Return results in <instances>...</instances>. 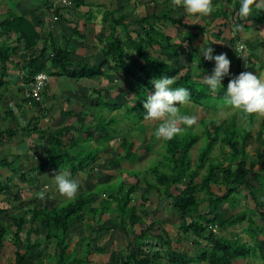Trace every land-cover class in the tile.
Returning a JSON list of instances; mask_svg holds the SVG:
<instances>
[{"label":"trees","instance_id":"1","mask_svg":"<svg viewBox=\"0 0 264 264\" xmlns=\"http://www.w3.org/2000/svg\"><path fill=\"white\" fill-rule=\"evenodd\" d=\"M86 2L87 0H76L73 5L76 9H80L86 6ZM225 3L230 5L229 0ZM233 6L231 11L223 7V10H220L215 17H220L226 23H232L233 26L242 25L241 18L237 16L239 0H235ZM88 7L90 8V5ZM169 13L170 11L153 13L128 24L126 17L115 18V11L104 10L100 23L105 25L107 30L100 31L94 36L101 44L100 54L103 58L98 65L73 62L72 53L66 46L67 37L60 36L63 44L58 45L52 40L54 32H49L43 41L44 46L37 49L40 32L29 21L22 17L2 20L0 33L4 36H14L15 44H5L0 47V89L2 91L8 89L3 80L9 65L23 72L22 81L27 87L36 75L42 73L52 77L62 76L74 81H94L99 77L109 81V72H116L115 76L120 81H116L113 87H107L106 94L109 95L112 89L117 88L119 95L125 101V115L128 120L137 124L136 128L142 127L141 121L146 112L143 103L147 95L153 91L151 81L161 77L172 78L173 88L188 89L187 103H191L196 108L216 111L221 106L225 107L221 99L225 90L221 89L218 93H211L204 83L199 82L200 78L195 74L197 70L205 69L209 75L214 67V61H205L203 55L199 56V48L192 43L197 37L192 34V31L202 32L204 28L192 22L183 23L182 19L170 18ZM256 14L264 16V10H258ZM84 17L88 23L95 19L91 9ZM201 19L204 22V18ZM163 24L170 27L179 26L185 30L184 34L177 33L179 44L173 43V39L164 31ZM243 30L247 28L242 25V28L232 33L231 50H235L236 42L242 43L238 35ZM69 38L75 41L82 40L76 28L70 29ZM182 41L186 43L185 46L181 44ZM242 44L245 46L243 52L237 53L236 50L233 52L236 55L234 65H236L237 72H239L241 61L246 60L245 62L251 64L255 50L264 49L263 41L255 46L249 42ZM208 46L214 49V55L220 54L212 42H208ZM155 47L162 51L164 59L147 53ZM48 51L50 56L46 58L45 53ZM19 52V62H14L13 55L16 57ZM229 53H224L228 59L231 55ZM182 57H185L187 62L179 68L178 60ZM104 67L109 69L108 73L104 72ZM122 80L129 88L126 93L121 91ZM228 81L227 77L222 81L225 88ZM129 98H133V104L128 102ZM84 99L93 100V104L91 107L83 105L81 111L76 114L79 127L71 125L48 131L37 129L34 122L31 128L28 126L20 128V131L27 136L34 134L45 140L44 144L39 147L42 157L37 158L41 164L36 169L44 186L53 185L51 174L54 175L63 170L69 171L77 181L80 179L79 174L99 166L100 154L106 152L110 148L109 143L117 138L115 130L110 126L115 124L116 119H105L104 116L97 115V112L103 108L114 109L117 106L107 103L100 88L92 90ZM22 102L26 104L30 101L24 99ZM30 104L39 109L41 103L31 102ZM178 111L185 115L188 112L183 105L179 106ZM63 114L68 117L75 115L71 112ZM239 114L246 127L239 126L235 114L219 122L200 120L199 125L204 129L202 133L204 143L194 161L190 151L199 142L200 137L192 133L190 128L184 127L182 134L169 141H164L163 163L160 165L166 171L160 170L158 166L151 167L149 175L153 181L147 177L143 181L136 180L134 184L119 181L116 191H104L102 194L82 191L69 202L52 205L49 203L52 201L51 194L41 206L31 202L28 209L20 210L19 217L9 215L10 226H5L0 222V253L8 243L13 256L11 264H24L31 257V250L37 247L33 237L38 231L44 233L42 239L46 245H53L52 256L43 259L41 264L52 262L55 264H89L88 258L92 254H103L98 246L92 252L90 251L92 243L98 240L103 228L110 224V218L104 220L103 216L114 215L125 237L133 239L138 248L136 255L125 251L120 258L115 260V264H234L248 258L260 259L261 264H264L263 242L256 239L257 235L262 234L264 227V174L255 171L256 166L264 160V119L255 131V136L260 142L256 145L258 154L250 156L246 150V143L253 135L254 116ZM8 118H11L9 113L6 114L5 119L8 120ZM6 136L11 141L16 136V132L0 124V142ZM95 136H97L96 146L92 147L91 143ZM119 141L121 142L118 147L122 153L111 158L106 164L107 168L117 167L124 163L131 164L138 158L141 150L149 152V147L141 149L135 144L136 142L123 139ZM219 143L222 145L219 149L220 157H212L211 153ZM100 144H102L101 148ZM81 147L84 148L80 149ZM133 147L135 150L132 152ZM73 148L78 150L75 149L76 151L72 153ZM0 167L3 169L2 175H6L8 171L14 173L16 169L8 156L2 158ZM250 175L258 183L257 187L250 186L247 180ZM196 178H199L197 182ZM9 179L11 178L7 176L0 183V195L9 192L7 191L10 185ZM141 183L144 185V192L139 197L141 203L132 204L133 200L134 203L137 202L135 194ZM43 185L41 184L40 189ZM40 189L38 188L31 198L38 199L37 194L42 192ZM151 192H154L157 197V207L162 204L161 207L165 210V206L168 205L170 211L178 215L179 223L174 237H170L163 229L160 230L158 236L152 235L156 225L162 226L161 220L151 221L150 213L144 209L138 213L139 208H143L150 202L148 195ZM247 198L254 204L252 215H259L262 226L253 222V216L247 217L250 212V206L246 202ZM3 201L7 202L6 199ZM203 205L206 206V211L200 212ZM225 205L230 206L235 212L228 218H225V212L220 210ZM157 207L156 209H159ZM4 213L6 211L0 208V217ZM145 219H149V225L146 224ZM85 220H88L85 224L88 235L83 239L85 240L83 253L78 258L74 250L70 251L68 231L71 225L84 223ZM244 221L248 222L245 233L249 235L253 244L244 243L237 237L224 235L227 229L236 227ZM26 226L27 231H24ZM136 227H139L138 233L134 230ZM186 239L193 246L199 247L202 242L205 246L197 256H190L183 247Z\"/></svg>","mask_w":264,"mask_h":264},{"label":"rangeland","instance_id":"2","mask_svg":"<svg viewBox=\"0 0 264 264\" xmlns=\"http://www.w3.org/2000/svg\"><path fill=\"white\" fill-rule=\"evenodd\" d=\"M119 1V0H117ZM123 1V0H122ZM138 1H135L134 4V9L136 13V19L141 18L142 15L144 14L142 11H139L137 6ZM132 13V10H129ZM129 16V15H128ZM175 16V15H173ZM8 19L6 16H4L2 20ZM206 23V22H205ZM203 27V26H202ZM104 29H107L106 26ZM176 30H178L175 27H170L167 26L165 29V32L171 36L175 37ZM251 38V37H250ZM77 39V38H76ZM173 40H175L173 38ZM253 40V39H251ZM256 40L263 41L264 42V33L259 32V35L256 37ZM174 43H177V40L173 41ZM6 43L0 44L1 46H4ZM10 44V43H8ZM11 45V44H10ZM258 50V49H257ZM256 50V51H257ZM264 50V49H263ZM255 51V53H256ZM148 54H150L153 57H158V58H163L162 57V51L158 48H153L147 51ZM260 54L259 56L262 55L260 52V49L258 51ZM255 56V55H254ZM246 58V56H245ZM164 59V58H163ZM246 61V60H245ZM186 60L183 58H180L178 60V67L181 68L183 65H185ZM251 67V64H250ZM199 73V71L197 72ZM201 73V71H200ZM196 74V73H195ZM255 74V73H254ZM111 80V81H110ZM4 81V80H3ZM87 82V80H84ZM116 81H120L117 76H113L109 79V81L99 77L94 80L92 88L90 89V92L92 90H99L102 89V96L107 99V103L110 105H116L117 108H110L106 107L103 108V110L97 112V115H102L104 116L105 119L109 118H115L116 122L114 125H110L111 129H114L115 135H117V138L114 141H111L110 144V150L112 149L113 151H110V153H101L100 154V161L99 164H102L101 166H97L96 169H88L87 172H82L79 174V178L77 180L78 182V191H86L87 193H98L102 194L104 191H110V190H117L119 187V181H122L126 184H134L136 180L138 181H143L146 177L153 181L150 178L149 171L151 167L158 166L160 170L166 171V169L161 166L160 164L163 163L162 157L164 154V141L161 139H158L155 135V128L158 126L159 122L151 121L144 119L141 121L142 127L136 128L137 124L135 125L134 122L128 120V118L125 115L126 112V105L125 101H123V98L119 95V92L117 91V88L115 89L114 94H106V86H110L109 83L112 82V84H116ZM51 82V79L49 80V83ZM123 84L121 86V91L126 93L128 91V86L125 81H121ZM200 83H203V80H199ZM48 83V84H49ZM60 84V83H59ZM88 84V83H87ZM135 84V83H133ZM6 87V85H5ZM8 87V86H7ZM47 88V87H46ZM28 90V89H27ZM2 91V89H0ZM21 92L18 91H12V94H14L16 97L20 96ZM25 96V92H24ZM87 99V98H86ZM42 102V99H41ZM85 102V103H84ZM130 104L134 103L133 98H129L128 101ZM81 103L83 105H86L88 107H91L93 104V100H82ZM41 105V104H40ZM184 108L188 110L186 115L190 116H195L197 123L190 127V130L192 133L198 135L200 137L199 142L191 149L190 155L192 157V160L194 161L199 153V150L202 148L203 143H204V138L202 136V133L204 131L203 128L200 127L199 122L200 120H205V121H215L219 122L223 119L228 118L229 116H233L234 114L236 115V119L239 123V126L242 125L243 127L245 126V123L241 120L240 114L238 110L232 109L230 107H222L218 108L216 111H213L212 109L205 110L203 108L199 107H194L191 103H186L183 105ZM74 110L78 111V109L73 108ZM79 112V111H78ZM77 112V113H78ZM94 113V112H93ZM95 114V113H94ZM185 115V114H181ZM254 126L252 129V136L247 140L246 143V150L250 153V156H254L256 153V145L259 144L260 142L258 141V138L255 136V131L259 128L260 122L264 119V117L260 116H254ZM45 122V120H44ZM46 123V122H45ZM45 123H41V127L45 128L47 125ZM1 126H4L0 122ZM53 125V123H51ZM75 127H78L77 123H74ZM181 128H184L185 126L183 124L180 125ZM49 129V128H48ZM46 130V129H45ZM51 130V129H50ZM22 136V135H21ZM40 137H33L32 141L30 139L24 138L23 141L21 142L20 145L18 143H11L9 144L8 142L2 141L0 142V151L4 152V150L8 149L9 156H22L21 160L19 163H15V166L17 167L15 172L12 173L10 171L6 172V175L0 176V183L4 181L7 176L11 179H9V187L7 189V193H3L0 195V208H3L6 213H4L0 217V222L5 225V226H10L11 225V220L9 218V215H14V217H19L21 215L20 210H26L29 208V204L33 202L37 206H41V204L44 202V200L51 194L52 201L49 202L51 205L52 204H57V203H62V202H69L72 199H68L61 195L56 189L54 184H46L44 186L41 181V179L33 172V169L31 166L28 164V159H33V155L27 153V147L29 146L32 148L31 150L34 152L33 148L36 150L40 146L43 145V143L40 142ZM97 136L93 138V141L91 143L92 147L96 146V140ZM130 140L131 142H136L141 149L144 147H149V152H144V150H141L138 158L133 162V163H124L122 165H119L117 167L113 168H107L106 164L110 161L111 158L116 157L118 154L122 153L119 146V140ZM35 145V147H32V145ZM87 146V145H85ZM252 146V147H251ZM99 147H102V144L99 145ZM222 147L221 143L217 144L212 153V157H220V152L219 149ZM84 147H81L82 149ZM255 148V149H253ZM77 149V148H75ZM73 148L72 153H74L76 150ZM78 150V149H77ZM135 150V147H133L132 152ZM31 153L33 154V152ZM25 155H24V154ZM86 153V152H84ZM39 154V153H38ZM9 159V158H8ZM12 160V159H11ZM0 161H2V158L0 157ZM37 160H34L35 164L37 163ZM14 164V163H13ZM6 169V168H5ZM2 167H0V173H2ZM255 171L261 174H264V160L259 163ZM131 175H128V174ZM20 174H23L20 176ZM19 175V176H18ZM26 176V177H24ZM53 176V174H51ZM26 180V181H25ZM52 180V177H51ZM196 182L199 180V178L195 179ZM247 180L249 181L250 186L257 187L258 183L253 179V176L250 175ZM7 181V180H6ZM11 182H13L11 184ZM52 183V182H51ZM264 183V182H263ZM41 184L43 185V188L40 189ZM143 183L139 186V189L137 193L135 194L137 198V202L132 204H137L139 205L141 201L139 200V197L141 194H143ZM40 189V191L44 192V198H38V199H33L31 198L33 194L36 193L37 189ZM43 189V190H42ZM77 195V194H76ZM154 192H151V194L148 195V198L150 202H148L143 208L138 209V213L142 209H144L146 212L150 213L149 219L154 221L155 219H160L162 222V226L156 225L152 235L158 236L160 234V230L163 229L168 234L170 237H174L177 233V226L179 223V217L177 214H173L170 211V207L167 205H163L166 207L165 210L164 207H157L158 205V200L156 195L154 196ZM247 196V195H246ZM7 200V202H4L3 200ZM250 206V212L248 213L247 217L253 216V222L256 225L262 226V222L259 218V215H252L253 209H254V204L250 199H246ZM21 206V207H20ZM159 208V209H156ZM20 208V209H18ZM157 210V211H156ZM221 211L225 212V218H228L229 216L233 215L235 212L231 210V207L225 205L221 209ZM242 210V208H241ZM206 211V206L203 205L200 208V212H205ZM110 218V224L106 227L103 228V231L100 234V237L98 240L91 245L90 251L92 252L96 246H98L102 251L103 254L99 255H94L92 254L88 260L89 264H115V260L120 258L122 254L127 251L130 252L134 255L138 253V248H136L135 243L133 239H127L125 237V234L123 233L122 229L118 226L117 220L115 219L114 215H104L103 219L108 220ZM149 219H145L146 224H150ZM88 223V220L84 223L80 224H73L69 228V238H68V243H70V251L72 252L74 250L75 256L78 258L81 257V254L83 253V247L85 240H83L87 235L88 232L86 231L85 224ZM248 222H243L242 224L227 229L224 232V235L227 237H234V238H240L242 242L248 243V244H253L252 241L249 238V235L245 233V228L247 226ZM27 226L25 227L24 231H27ZM135 232H139V227H136ZM23 234V233H22ZM43 235L44 233H40L38 231L35 232V235L33 237V240H36L37 247L33 248L31 250L32 255L29 258L31 261L26 260L24 264H41L42 260L45 258H48L49 256H52L53 254V245H46L43 242ZM257 240H260L263 242V248H264V227L261 235L256 236ZM205 246V243L202 242L199 247L193 246L189 240H185L183 243V247L185 252L190 255V256H197L201 249ZM264 252V251H263ZM12 254L9 249V244L7 243L5 245V248L3 251L0 253V264H11L13 258ZM261 260L257 258H248L243 261H237L234 264H261ZM51 264H55L52 262ZM195 264H204V263H195Z\"/></svg>","mask_w":264,"mask_h":264},{"label":"crops","instance_id":"3","mask_svg":"<svg viewBox=\"0 0 264 264\" xmlns=\"http://www.w3.org/2000/svg\"><path fill=\"white\" fill-rule=\"evenodd\" d=\"M67 1L70 3V6H64L61 0H0V20L6 16L8 19L22 17L29 21L35 29L40 32V41L37 45V49L44 46L43 41L45 40L46 34L49 32H54L52 40L58 45L63 44L60 36L67 37L68 42L66 46H68V50L72 53L71 58L73 62L87 65H98L103 61V58L100 54L101 44L94 38V36L100 31L107 30L104 29L105 25L103 26L100 23L102 13L104 10L115 11V18L120 16L126 17V22L128 24H132L134 21L138 20V18L136 19L134 9L135 1H138V5L136 6L139 11L144 13L142 17L153 13L157 14L163 11H170L168 14L170 18L182 19L183 23L186 24L192 22V24H196V26H203L204 31L202 32H198L196 30L192 31L193 35H197L196 39H194L192 43L200 50L201 46H208V42H212L213 45L218 48V53L230 52L229 54L231 55L228 56L230 57V75L227 76V79H234L237 76L236 65H234L236 55L233 53L235 50L233 51L230 49V38L232 36L230 22L226 23V21L220 19V17H215L219 14L220 10H223V7H226L228 11H231L234 8L233 5L235 0H229L230 5L225 3L228 0H212L214 11L209 16L204 18V22L202 19L197 20L187 16L181 8L173 5L172 0H87L86 6L81 7L80 9H76L73 5L76 0ZM88 5H90V8ZM89 9H91L93 15L95 16V19L91 21V23H88V21H86V17H84ZM55 10L58 11L55 12ZM129 10H132V13ZM241 23L243 27L247 28V30L239 32L238 36L241 38L239 40L240 42H249L254 46L261 42L256 40V37L259 35V32L264 33V16L254 14L247 20L241 19ZM167 26L169 25L163 24L164 31ZM71 28H76V30L81 34L82 40L75 41L74 39L69 38ZM175 28L178 29L176 30V33H185L183 28L179 26H176ZM177 37L178 34H176L175 37H171L172 39L174 38L177 40V43L175 44H179ZM2 43H10L11 45H14L15 38L12 35L10 37L4 36L0 33V44ZM183 44V46H185L186 43ZM257 49V51L255 50L256 53L254 52L252 54L253 56L251 58V67L249 72H253L260 77H264V50L262 48ZM259 49L262 53L261 56H259L260 54L258 53ZM49 56L50 52L48 51L45 53V57L48 58ZM19 58L20 52L16 57H14V55L12 57L14 62H19ZM182 58L186 60L185 57ZM198 71H201V75L197 73ZM104 72L108 73L109 69L104 67ZM195 73L200 80H203V76L207 75V71L205 69H199ZM109 74V78H111L117 73L110 71ZM23 75L24 74L20 69L13 68L9 65L4 79L8 89L7 91L6 89H3L4 91H0V122L4 125V127L16 132V136L13 137L11 141L8 140L7 136L2 140L8 142L9 144L17 142L18 145H20L24 138L32 141L33 137H36V135L31 134L27 136L24 132L20 131V128H25L26 126L31 128L33 127L34 122L37 129H46L48 131L74 125L77 120L76 114L81 111V107L83 106L81 101L85 100L84 98L90 94V89L92 88L90 85H93L94 83V81L85 82L84 80H68L62 76H49L51 82L42 93V102L41 105H39L40 108L37 109L35 106L22 102L24 100V92L28 89L22 81ZM109 85L113 87L112 83ZM14 90L21 92L19 97L12 94V91ZM114 92L115 89H112L110 94H114ZM73 108L78 109L79 112ZM66 112H71L75 115L68 117L63 114ZM8 113L11 115V118L6 120L5 117ZM41 123H45L47 127H41ZM51 123H53V125H51ZM40 142L43 143V140L40 139ZM32 147H35V145L33 144ZM27 148V153L33 155L34 157L32 160L28 159V164L37 175L38 172L36 169L41 164L40 160H38L42 157V152L40 151L41 149L39 150L38 148L35 150L33 148V152L31 150L32 148L29 146ZM110 151L113 150L108 149L104 153H110ZM5 156H8L10 160L12 159L11 162L14 168H17L15 163H19L22 158V156H9L8 149L4 150V152L0 151V157L3 158ZM34 160H37L38 164H35ZM98 165L101 166L102 164L98 163ZM21 175L23 174H20V176ZM12 183L13 182H11V184Z\"/></svg>","mask_w":264,"mask_h":264},{"label":"clouds","instance_id":"4","mask_svg":"<svg viewBox=\"0 0 264 264\" xmlns=\"http://www.w3.org/2000/svg\"><path fill=\"white\" fill-rule=\"evenodd\" d=\"M172 3L181 8L187 16L197 20L209 16L214 11L212 0H172ZM258 10H264V0H259V2L258 0H239L237 16L242 20H247ZM233 27L234 30H239L242 25L237 24ZM183 43L184 41L181 42ZM213 52L214 49L210 46H201L199 50V56L202 54L205 61H214L211 73L203 76V83L207 89L211 93H218L224 89L221 99L226 107L238 110L245 116L264 117V77L249 72L250 64L247 62L246 70L240 74L237 72L238 75L234 79H229L225 88L222 81L230 75V61L226 54L214 55ZM151 84L153 91L147 95L143 103V108L146 110L143 118L159 122L154 132L158 139L169 141L185 130L180 127L181 124L185 128H190L197 123L195 116L181 115L178 111L180 105L188 102V89L173 88L174 80L170 77L154 79ZM52 182L61 195L68 199L75 198L79 185L69 171L56 172L52 176ZM37 195L43 199L45 193L41 192Z\"/></svg>","mask_w":264,"mask_h":264},{"label":"built area","instance_id":"5","mask_svg":"<svg viewBox=\"0 0 264 264\" xmlns=\"http://www.w3.org/2000/svg\"><path fill=\"white\" fill-rule=\"evenodd\" d=\"M64 6H70V3L67 0H61ZM231 32L234 33L233 24L230 23ZM245 50V46L242 43L236 42V52L241 53ZM247 68V62L241 61L239 64V74L245 71ZM49 76L47 74H38L34 77L32 83L29 84L28 90L25 91L24 99L29 100L28 105H31V102L41 103L42 92L49 83Z\"/></svg>","mask_w":264,"mask_h":264}]
</instances>
